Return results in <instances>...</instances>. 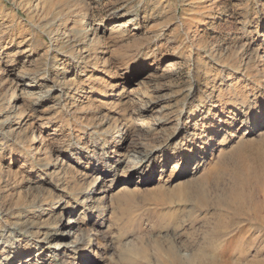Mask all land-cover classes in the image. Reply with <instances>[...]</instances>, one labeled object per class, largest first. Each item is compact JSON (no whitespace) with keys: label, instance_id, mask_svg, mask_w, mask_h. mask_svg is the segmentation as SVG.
I'll return each instance as SVG.
<instances>
[{"label":"rangeland","instance_id":"rangeland-1","mask_svg":"<svg viewBox=\"0 0 264 264\" xmlns=\"http://www.w3.org/2000/svg\"><path fill=\"white\" fill-rule=\"evenodd\" d=\"M263 28L264 0H0V264L36 241L28 264H191L238 226L249 241L223 249L264 260V125L242 128L264 106ZM217 125L200 165L173 170ZM136 140L166 159L122 171ZM245 169L238 218L222 194ZM55 199L68 205L55 219L77 211L66 258L43 239Z\"/></svg>","mask_w":264,"mask_h":264},{"label":"bare ground","instance_id":"bare-ground-1","mask_svg":"<svg viewBox=\"0 0 264 264\" xmlns=\"http://www.w3.org/2000/svg\"><path fill=\"white\" fill-rule=\"evenodd\" d=\"M81 26H85V24L81 23ZM85 27L88 29L89 26H85ZM152 27L158 28L159 26L155 24ZM86 28H84V29H86ZM88 30H90V29H88ZM263 30H264V28H263ZM64 35L65 36L62 39L64 44H69V43L74 42V38L69 37L71 35H67V34H64ZM23 79L30 81V82H25V85L28 84L26 86H31L32 84H35L34 81L38 80V76L33 75V74L32 75H24ZM83 95H84V93L80 94L78 97L79 99H77L76 101L79 102L81 100L80 98H82ZM113 96H114L113 93H110L106 97V99H110ZM42 97H44V96H41V98ZM157 120L158 119L156 118V123H159L160 120L159 121H157ZM263 125H264V106L260 107V109H257L256 111L251 113L249 115L248 119L245 120V122L243 123L242 128L248 130L245 133V136H246V135L252 134L256 130L260 129ZM220 127H221L220 125H217L215 128H213L211 135L207 139L202 140L200 145L196 146L197 149L193 148L191 151L184 154L180 159H178V161H176V163H175V166L173 167V170L181 169L182 167L185 166L186 163H188L189 161H192L194 159H195L194 160L195 164L198 163L197 166H199L200 165V163L198 162L199 157L204 155V154H207L210 151V149L212 148V146L215 144V134L218 133ZM222 127H224V126H222ZM179 130L180 129L178 128L177 131L181 132ZM173 135L175 136L178 134L174 133ZM124 138L125 137H123V139ZM135 142H134L135 146H133L132 148L134 149V151L137 150L135 152L138 153V157H136L133 160L130 159L126 163V165H123L122 167H120L122 171H124L125 169H127V171L130 173L137 172L139 170L140 171H147V167L150 166L151 163L154 164V162L157 159H166L167 155H166V151H164V149L155 150V148H151V149H148V152L146 153L145 148L142 149L143 144L141 143V141L136 140ZM185 144H186V142H184V140L182 139L181 143H179L178 145L181 146V145H185ZM137 145L138 146L140 145V146L137 147ZM197 157H198V159H197ZM111 158H109V159H111ZM98 162L101 164L103 161L98 160ZM94 168L95 167H93V169ZM53 174H54L53 169L48 170V172L46 173V177H50ZM243 174H245V176L243 178L237 179V181L234 182V186L232 188L226 189L225 191H223V194H222L224 197V200H223L224 203L223 204L225 205V207H222V210L225 211L226 213L230 214V215H235V217H238V218L248 215L246 208L249 209V203L247 202L246 194H247V191L252 187L250 185V181L252 179L251 173H249V171L247 169H245V173H243ZM107 176L108 175H106V177ZM204 178L206 180H208L209 177L207 176ZM190 184L192 186H195L197 191L200 194H202L201 191L204 190L203 187L205 186V183H202V179H200L197 182L191 181ZM201 200L204 201L203 198H201ZM90 202L91 201H90L89 197H85L82 200V206L85 204L88 205ZM67 207H68L67 203H65L61 199H55L54 200V204L52 205V210L49 209L47 211V214H45L46 216H48L47 222L45 225L48 227L49 230H48V232H46L44 234L45 236L43 235L44 236L43 239H45L44 242L46 241L47 244H49L48 248H50V246H51V249L49 250V252L51 251V253H53L55 255V254H57V252L64 250V252H63L65 254L64 258L67 257L66 253L69 250L73 251L77 247L76 242H71V241L68 242V239L72 236V234L74 232L73 230L75 228V225H77V220H75L77 211H76V209H72L69 211V213L71 214L69 217H67L65 219L60 217L58 220L55 219L56 217H55L54 211H59L60 214H63V212H65ZM252 215L254 216L253 219H254V223L257 224V228L264 231V219L261 218V216L259 215V212L257 210H255L252 213ZM73 216H75L74 220L72 218ZM242 230H243V227L238 226L235 228V230L233 229L232 231H230L226 235L228 237H227L226 241L224 239L225 242L223 241V242H220L219 244H217V243L211 244L209 249H207L206 251H201V250L197 251L196 250V252L193 253L191 264H228L227 262L221 260V258L224 257L225 255L229 259H231L232 257H236L235 258L236 263H229V264H238L247 255V253L243 252V250L240 252H238L236 250L238 253L237 252H235V253H237V254H233V252H232L236 248H238V246L242 244L241 241L243 239H245L243 235H240ZM237 234H238V236H237ZM235 235H236V237H234ZM245 240L249 241L247 239H245ZM17 241L20 242V239H18ZM39 242H41V241H39ZM39 242L37 243V241H36V243H33L34 244L33 245V250H34L33 253H41V252L45 251L46 247H45L44 243H39ZM231 243H234L236 245L233 247L232 251H230L228 254L227 251H225L223 248L230 245ZM167 245H168L169 250L172 247H174L173 246L174 243H168ZM222 246H224V247H222ZM157 247L163 248V247H161V245L159 243H158ZM14 251L15 252H14L13 258H10V257L9 258L6 257L7 259L3 258L2 259L3 263H5V264H28V262H30L32 259H34V258H31L33 253L31 252L32 250H30V249L20 250V251H19V249H15ZM33 255L36 257L35 254H33ZM44 257H48V258H44L40 262L41 264H46V263L50 262V258H49L48 254L44 255ZM68 258H71V256L70 257L68 256ZM252 262H249V264H252ZM68 263H70V262L65 261V264H68ZM253 264H264V260H261L260 262L253 263Z\"/></svg>","mask_w":264,"mask_h":264}]
</instances>
